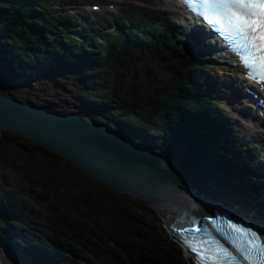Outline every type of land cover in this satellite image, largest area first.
<instances>
[{"label": "trees", "instance_id": "16d2710c", "mask_svg": "<svg viewBox=\"0 0 264 264\" xmlns=\"http://www.w3.org/2000/svg\"><path fill=\"white\" fill-rule=\"evenodd\" d=\"M69 1L0 0L1 89L50 110L104 118L159 152L180 182L203 177L264 222V176L246 174L240 157L260 152L237 139L205 75L196 80L200 67L208 74L211 67L189 54L168 20L130 12L80 25ZM15 66L38 69L32 76ZM44 86L59 100L38 98ZM197 156L210 168L197 171ZM150 212L22 134L0 135V241L23 264H188L172 240L156 235Z\"/></svg>", "mask_w": 264, "mask_h": 264}, {"label": "water", "instance_id": "95a60500", "mask_svg": "<svg viewBox=\"0 0 264 264\" xmlns=\"http://www.w3.org/2000/svg\"><path fill=\"white\" fill-rule=\"evenodd\" d=\"M3 130L47 147L97 180L156 210L164 206L158 213L168 220L183 211L181 198L187 199L190 216L206 212L205 206L196 203L193 190L178 186L179 178L161 154L77 111L50 110L6 93L0 85V135ZM175 208L177 212L168 214L167 210Z\"/></svg>", "mask_w": 264, "mask_h": 264}, {"label": "snow or ice", "instance_id": "6c2138e0", "mask_svg": "<svg viewBox=\"0 0 264 264\" xmlns=\"http://www.w3.org/2000/svg\"><path fill=\"white\" fill-rule=\"evenodd\" d=\"M210 25L229 37L244 49L248 66L257 69L264 79V0H184ZM241 238L238 250L245 260L264 264V242L255 232L229 224ZM193 252H198L202 261L206 259L196 242L188 241ZM226 256L229 255L225 251Z\"/></svg>", "mask_w": 264, "mask_h": 264}, {"label": "rangeland", "instance_id": "374dc122", "mask_svg": "<svg viewBox=\"0 0 264 264\" xmlns=\"http://www.w3.org/2000/svg\"><path fill=\"white\" fill-rule=\"evenodd\" d=\"M82 4L80 6H77V8L82 7L84 16H80L79 14H74V16L77 18V20L80 22H85L84 17H88L91 20V16H89V12L95 13L94 18L98 19L97 21H104L107 22V20H111L114 16H118L121 13H128V12H134L138 15H151L153 17H157L160 15L163 19L170 18L174 22V27L179 32H184V30H188L187 24L184 21H181L178 17L180 16V13L177 12L178 9H172L171 6L167 3L166 0H80ZM76 2V1H74ZM92 2L94 3H100L101 8L98 11H92L89 4ZM51 4H54L51 2ZM171 7V8H169ZM76 11V10H74ZM177 17V18H176ZM84 20V21H83ZM178 22V23H177ZM205 56V55H200ZM213 66H215V69L211 70V74L215 76V74H220V64L218 62H215L214 60L208 59ZM219 78L220 81L224 80L225 76L220 75ZM16 82L20 80V78H15ZM14 80V81H15ZM38 92V98L56 101L59 99H56L55 91L52 88L48 87H40L37 88ZM8 93V92H6ZM26 93V91H25ZM34 93V92H32ZM231 95L229 94L228 97ZM65 101H68L64 97H62ZM25 101V100H24ZM232 101V100H229ZM236 104V103H235ZM223 107H226L230 113L233 115L234 118H238V121L242 124V127H240L239 131L240 134H245L247 136V141L251 142H257L258 146L262 148L261 156L264 157V128L259 124L258 121L254 120L252 125H250V122L252 119H249L248 117L243 116V112H240L237 108H233L230 102L225 100L223 98L222 104ZM99 120H104V118L99 117ZM110 126V125H108ZM246 141V142H247ZM205 148V147H204ZM208 151H210L212 154H215L213 151H211L208 148H205ZM200 160V156H197L195 161L193 162L194 168L197 171L206 170L210 167H206L205 163H202ZM247 161V160H246ZM208 164V163H207ZM258 170V168H256ZM179 178V177H178ZM201 179V183L203 185L204 189L208 191V187L204 186L207 180L203 177H199L196 174H193L190 178V180H185L184 182H179L178 186L181 188H187V189H195V184L197 180ZM199 185V184H197ZM213 189H216L215 187L211 186ZM210 190V189H209ZM222 193V192H221ZM226 196V195H225ZM136 198V197H134ZM139 199V198H137ZM141 200V199H139ZM144 201V200H142ZM146 203V202H145ZM147 204V203H146ZM148 205V204H147ZM149 206V205H148ZM150 207V206H149ZM152 212H150L149 220L151 222V226L153 227V230L156 231V234L160 235L162 238L169 240H172L173 243L176 245L178 249H180L182 256L187 260L188 264H191V262L188 260V253L183 250L182 247L178 244L177 240L174 239L170 235V231L168 228V225L166 223V218L162 217L160 214L156 212V210L152 207H150ZM159 212V211H158ZM9 255V253H8ZM89 262L93 264V262L89 259Z\"/></svg>", "mask_w": 264, "mask_h": 264}, {"label": "bare ground", "instance_id": "6f19581e", "mask_svg": "<svg viewBox=\"0 0 264 264\" xmlns=\"http://www.w3.org/2000/svg\"><path fill=\"white\" fill-rule=\"evenodd\" d=\"M167 1V3L169 4V6H171L172 7V9H180V10H183L184 11V8L182 7V6H180L179 5V2L177 1V0H166ZM171 7H169V8H171ZM177 12L179 13V11L177 10ZM178 23V22H177ZM173 24H174V22H173ZM156 27V26H155ZM158 27V26H157ZM156 27V28H157ZM160 29V28H159ZM166 30V29H165ZM161 33V32H160ZM172 43V42H171ZM176 45V44H175ZM236 75H238L239 73H238V71L237 70H234L233 71ZM32 80H30V82H31ZM255 118V117H254ZM132 134H135L134 132H132ZM159 153V152H158ZM226 155H228L229 157H232L231 156V154L228 152V153H226ZM176 175H177V173H176ZM178 176V175H177ZM211 184H208V186L207 187H209ZM184 189H187V188H184ZM208 191L210 192V190H209V188H208ZM214 191V190H213ZM211 194H213V192H210ZM217 193H219V192H217ZM197 196H198V198L196 199V202L197 203H204L205 202V199L204 198H202L201 197V194L200 193H197ZM164 208V206H161L158 210H156V212L158 213V211L159 212H161V210ZM178 211V208H175V209H173V210H167V212H168V214H172V213H175V212H177ZM159 214V213H158ZM167 221H166V223L167 224H169V222L171 221V220H168V219H166ZM25 234V233H24ZM157 235V234H156ZM29 239V238H28ZM262 242H264V240H262ZM8 250V248L5 246V245H3V244H0V251H1V253L2 254H4V253H6V251ZM11 261V260H10ZM9 264H13L12 262H9ZM17 264H23V262L21 261V260H19L18 258H17Z\"/></svg>", "mask_w": 264, "mask_h": 264}, {"label": "clouds", "instance_id": "9594fccd", "mask_svg": "<svg viewBox=\"0 0 264 264\" xmlns=\"http://www.w3.org/2000/svg\"><path fill=\"white\" fill-rule=\"evenodd\" d=\"M19 72H21V71H19ZM17 78H20V81L21 80H23V79H25V78H23L22 76H19V77H17ZM58 112V111H57ZM94 120V119H93ZM96 121H98V122H102V123H105V121H103V120H96ZM105 125H107V124H105ZM120 125H122V124H120ZM110 127H112V126H110ZM112 128H114V127H112ZM115 130H116V128H114ZM116 132H117V130H116ZM123 133L124 132H122L121 134H122V136H124L123 135ZM128 137H130V136H128ZM131 138V137H130ZM140 143V142H139ZM143 144V143H142ZM143 146H144V144H143ZM145 147V146H144ZM146 148V147H145ZM148 149V148H147ZM152 150V149H151ZM155 151V150H154ZM157 152V151H156ZM160 154V153H159ZM162 156V155H161ZM163 157V156H162ZM164 158V157H163ZM167 164H168V162H167ZM169 167V166H168ZM170 168V167H169ZM172 169V168H171ZM173 170V169H172ZM176 173V172H175ZM177 177H179V176H177ZM179 244V243H178ZM180 245V247H182L181 246V244H179ZM183 248V247H182ZM183 250H185L184 248H183ZM186 251V250H185ZM187 252V251H186ZM190 261V260H189Z\"/></svg>", "mask_w": 264, "mask_h": 264}]
</instances>
